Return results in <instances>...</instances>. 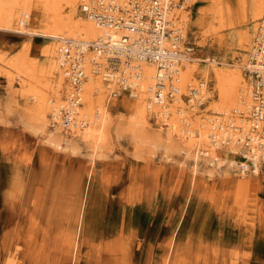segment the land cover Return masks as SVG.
I'll use <instances>...</instances> for the list:
<instances>
[{
  "label": "rangeland",
  "instance_id": "374dc122",
  "mask_svg": "<svg viewBox=\"0 0 264 264\" xmlns=\"http://www.w3.org/2000/svg\"><path fill=\"white\" fill-rule=\"evenodd\" d=\"M185 2L176 8L198 60L189 77L208 89L195 112L211 113L213 102L223 99L222 74L230 78L236 70L228 62L236 56L243 64L250 47L242 50L236 40L254 24L243 23L249 0ZM35 16L39 12L31 14L32 28ZM17 27L0 29V264H264L262 160L254 171L242 148L219 146L226 159L220 167L202 155L196 166L181 148L152 136L161 123L153 114L137 138L129 129L132 100L124 94L103 100L111 122L96 143H48L58 123L49 113L41 119L39 108L54 94L55 79L49 88L39 70L51 40L39 28L29 37ZM16 60L32 66L26 90L21 72L11 81L6 75L7 63ZM66 91L60 88L61 98ZM33 94L45 103L34 102ZM241 163L249 170H239Z\"/></svg>",
  "mask_w": 264,
  "mask_h": 264
},
{
  "label": "bare ground",
  "instance_id": "6f19581e",
  "mask_svg": "<svg viewBox=\"0 0 264 264\" xmlns=\"http://www.w3.org/2000/svg\"><path fill=\"white\" fill-rule=\"evenodd\" d=\"M104 1L107 4L110 0ZM77 2L79 4V0H0V29L10 30L14 22H16L18 32L26 33V35L31 37L35 33L32 29L39 28L40 33L51 40L50 44L45 46L41 52L43 57L47 59V63L46 65H41L43 67L39 71H41L40 73H42L45 80L44 83L48 87L53 84L52 82L55 79L54 85H52L54 86L52 89L55 92L48 97L47 104H44L45 101L43 98L40 99V96L34 94L31 96L34 98V102L39 103L42 101L44 104H42L43 107L39 108L40 118L44 120L49 113L54 118V121L58 123L57 135L48 137L51 133L47 134L48 143L63 147V144L65 146L73 144V139L78 142L89 143L92 141L96 143L99 138H102L111 122L109 109L103 104V100L110 90L117 88L116 83L111 80V76H115L118 73L127 77L134 75L135 79L137 77L134 81L136 86V89L133 90L134 96L127 95L132 100L128 105L133 113L129 120L131 126L129 129L135 137L141 138L143 136V130L147 129L149 123L147 115L153 114L161 123L159 125L160 129L153 131L154 134L152 136L160 144L181 148L187 157L192 158L194 165L197 166L198 164V155L200 157L202 155L203 157L201 158H204L205 163L211 164V166L216 163L217 167H220L226 161L225 158L217 153L216 149H219L220 146L224 150L242 148L243 156L251 161L254 171L258 169L259 161L262 160L264 162V142L258 144L256 140L259 139V137H256L258 134L251 135V138L255 140L251 139L250 143H246L242 136L248 132V129L251 133L255 132L256 129H254L252 121L257 125L262 124L264 127V119L260 120L257 118L252 120L249 117V110L254 100L250 96L249 91H247V79L243 71L239 69V66L241 67L243 64H237L236 56H232L231 62H228V64L236 67L233 76L230 78H227L224 74L221 76L222 101H214L212 106L209 105L213 109L211 113H200L198 110L195 112V109L198 108L197 102L187 99L189 86L198 87L201 84L199 87L201 92L198 93V97L204 100L208 98V89L206 84L200 79L189 77V71L193 70L192 64L198 61L191 57L192 54L186 53L179 64L178 72L170 79L163 70L157 69L148 58H140L141 56L133 53H130V57L127 58L125 57V51L120 50L117 55L119 57V66H116L114 73V69H109L106 55L97 53L95 49L92 50L89 47V43L98 40L99 36L106 33H110L116 38L120 32L127 31L124 30L123 26L117 29L109 26V24L105 25V22L102 24L98 23L91 17L82 14L78 6L77 10ZM249 5V7L246 6L243 9V23L245 24L251 20L254 24L250 28L243 27L237 32L236 36L237 44L242 50L248 46V43L250 45L248 50L251 48L254 41L253 38L250 41L251 30L256 32L258 25L255 28V22L261 18L264 12V0H249ZM212 10H214L211 11L213 14L215 12L217 14L218 12L220 13V9ZM248 10L250 12L249 15L247 14ZM33 11L39 12V17L35 16L37 23L34 28L30 26L29 22ZM103 13H106V11L104 10ZM108 14L116 21L117 14H114V12H108ZM182 14L176 7H173L169 11L168 9L164 11V18L171 21L168 26L178 29L184 37L186 34L185 24L187 23L183 21ZM208 25L214 28L212 22ZM76 46H78L79 51H82L78 65L84 71V76L81 79V104L73 105L69 101L73 83L68 77L66 72L68 64L64 61V55L59 48L61 47L62 51L65 48H69L71 49L70 54L80 56V53H77L75 49L72 50ZM2 57L3 54H0V58ZM126 59L128 60L125 61ZM245 59L244 57V61ZM206 62L212 64L217 61L213 57H207ZM7 64L9 67V69H6L8 80L11 81L15 73L21 72L26 78L20 77V86L26 90L28 79L32 77V66L23 60L10 61ZM158 73L160 74L163 93L164 89L166 91V88H168L170 80L172 81L176 92L173 100H168V97L163 96V102H154L153 85ZM60 88L67 90L63 98L60 97ZM66 108L73 110L76 115V118L72 123L68 124V127L64 126L62 122V115ZM241 112L243 116L240 115ZM220 113H224V115H220ZM165 120H167V126L163 124ZM84 122L86 124L82 126ZM218 126L221 127L219 128ZM63 129L71 133L70 137L72 139L62 136V134L64 135ZM260 139L264 138L260 137ZM225 145L227 147H223ZM229 164L233 166L236 165V162L229 160ZM240 166H238L239 170L241 169L243 172L249 170L246 163H241ZM206 171L210 173L209 170ZM7 264H14V261H7Z\"/></svg>",
  "mask_w": 264,
  "mask_h": 264
},
{
  "label": "built area",
  "instance_id": "2783aa9c",
  "mask_svg": "<svg viewBox=\"0 0 264 264\" xmlns=\"http://www.w3.org/2000/svg\"><path fill=\"white\" fill-rule=\"evenodd\" d=\"M186 0H110L105 4L104 0H79V11L82 14L91 17L98 23H106L109 26L120 28L123 26L127 32H120L119 36L114 38L110 33L99 36L96 41H91L89 47L99 54H105L109 63V69L115 73L116 66H119V54L120 50H124L126 56L130 57V53L141 56L140 58H148L157 69L163 70L166 76L170 79L178 72V67L181 60L186 53L192 54L193 46L187 39L186 34L183 37L179 30L171 28L168 23L169 20H165L164 11H168L173 7H179L182 3H186ZM104 10L106 13H103ZM108 12L117 14L116 21H114ZM118 19V20H117ZM169 21V22H168ZM116 23V25H115ZM118 23V24H117ZM251 48L247 50L246 59L241 66L244 76L247 79V91L254 100L250 108V119H264V12L257 26V30L253 36ZM75 49L80 56L70 54L69 48H65L62 51L64 55V61L68 64L66 72L70 81L73 83V90L69 96L71 104H81V79L84 76V71L81 66L78 65L79 58L82 51ZM112 49V50H111ZM83 57V56H82ZM126 59L125 61H127ZM62 61V60H61ZM80 67V68H79ZM137 79V77H136ZM134 75L128 77L124 74L116 73L115 76H111V80L116 83L117 88L109 91L107 101L112 97L126 94L128 96H134L133 90L136 89L134 81L136 80ZM155 84L153 85V98L155 103L163 102L164 97H168V100H173L175 87L170 80L166 91L163 87L160 79V74H156ZM201 86V84H200ZM189 86V92L187 99H192L197 102V106L205 103L204 99L198 97V93L201 92L199 87ZM164 96V97H163ZM64 110V109H63ZM224 115V113H220ZM243 116V113L240 114ZM63 125L68 127L69 123L73 122L76 115L73 110L66 108L62 115ZM78 121V120H77ZM167 120L163 123L167 126ZM184 123V122H183ZM86 122L82 123V126ZM255 132L245 133L244 140L246 143H250L252 134H258L256 139L258 144H262L264 139V127L262 124H255L252 121ZM219 128L221 126H218ZM218 130V129H217ZM241 134V133H240ZM214 135V134H213ZM255 140V139H254ZM253 140V141H254ZM227 144V143H226ZM243 155V154H242ZM244 157V156H243Z\"/></svg>",
  "mask_w": 264,
  "mask_h": 264
}]
</instances>
